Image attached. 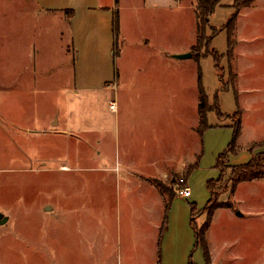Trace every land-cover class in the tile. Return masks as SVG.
<instances>
[{"label":"rangeland","instance_id":"rangeland-1","mask_svg":"<svg viewBox=\"0 0 264 264\" xmlns=\"http://www.w3.org/2000/svg\"><path fill=\"white\" fill-rule=\"evenodd\" d=\"M120 1L125 11L121 8L118 13L128 21L126 32L131 41L149 35L158 51L194 40L190 10L162 11L159 16L145 9H127L142 0ZM182 1L184 6L191 2ZM235 1L222 0L206 35L212 37L227 25L235 13L231 7ZM196 4L199 9L198 0ZM237 6L242 9L232 37L223 29L202 49L201 58L192 59L199 62L209 103L229 117L221 119L217 109L208 113L213 128L207 139L203 137V154L191 179L188 170L179 169L182 174L175 182L156 180L166 187L164 191L176 193L178 180L188 176L192 190L189 198L177 190L169 209L171 218L169 213L167 224L161 221L166 264H264V177L234 184L236 169L225 167L221 178L217 166L218 157L234 139L230 126L236 124L232 115L238 107L232 87L233 76L239 74L245 113L238 152L230 155L227 165H242L255 158L264 172V0H240ZM231 39L233 52L228 58ZM70 40L67 22L38 13L32 0H0V215L8 219L1 223L0 218V264H156L155 249L153 253L147 250L143 240L152 249L157 237L146 238L141 233L159 229L142 219L140 229L129 219L134 211L132 195L118 183V172L113 170L119 156L116 140L125 139L133 123L139 130V117L151 113V131L164 129L167 147H172L176 157L186 156V150L191 153L197 145L202 147V138L190 128L196 121L199 94L194 71L161 63L154 70L155 60L148 51L129 45L125 55L112 60L118 72L116 76L112 70L108 76L112 85L102 83L93 86L92 92L83 91L75 83L78 58H74ZM239 41L243 42L239 56L249 50L250 62H239L236 71ZM207 48L221 54V69L207 55ZM116 51L123 52L121 41ZM85 66L80 60L79 70ZM124 67L125 79L140 83L134 91L143 104H136L135 109L127 104L133 96L124 88L120 73ZM112 102L119 105V113L110 111ZM96 115L103 116V126L108 127L102 147L95 141L86 145L76 133L64 130V116L74 121L83 116L94 126ZM212 197L216 210L206 235L208 262L196 231L207 221L203 210Z\"/></svg>","mask_w":264,"mask_h":264},{"label":"crops","instance_id":"crops-1","mask_svg":"<svg viewBox=\"0 0 264 264\" xmlns=\"http://www.w3.org/2000/svg\"><path fill=\"white\" fill-rule=\"evenodd\" d=\"M32 2L35 4L38 13L59 16L64 22H67L70 30L72 49L75 53L74 58H78V63L75 62L73 70L76 76L75 83L76 86L83 91L92 92L95 90L93 86H99L102 85V83L105 85H112V82L107 81L108 76L111 74L112 70H114L116 76L118 75L117 68L112 65V60L115 61V59H118L119 57L121 58L125 55L127 52V46L129 45L148 51V54H150L152 59L155 60L154 65H152L154 70H159L160 63L163 65L167 64V66L177 70H181L183 67H190L194 71V80L197 83V85L194 86L199 92V94L196 93V97H198L196 98V121L190 125V128L192 127L191 129L198 133V126L200 124L199 107L201 100L200 81L202 82V73L199 67V62L194 63L192 60L193 58H196L193 55V48L197 45L199 38V21L196 0H191L189 5L186 6H184L182 0H142V2L137 5H135V3L129 4V8H127L128 10L145 9L149 12H154L159 16L162 11L176 12L182 11L183 9L190 10L194 15L192 22L194 40L185 46L181 45L177 48H168L167 46H164L163 48L158 49V51H156L157 49H154L157 46L156 41H154L149 35L143 36L144 38L137 42L131 41L127 36L126 22L128 21L124 14L121 15L118 13L121 8L125 11V3H121L120 0H32ZM115 25L118 26L117 33L115 31ZM120 41L123 51L122 53L116 51L117 44L118 42L120 43ZM241 44H243V42L239 41L237 49L235 50L234 67H236V71L238 70L239 62H250L248 58L250 51L246 48L244 49L248 52H244L243 50L245 54L239 56ZM250 50L254 51L255 47H250ZM237 51H239V53ZM184 53H192V57L185 59L178 58V55ZM80 60H83L86 64L83 70H79ZM120 73H122L123 82L125 83L124 88H126L133 96V99L127 104L130 106L133 105L135 109L136 104H143V102L139 101L140 99L137 98L134 91L135 88L140 86V83L130 84L129 81L125 79V77L128 76L125 67L123 69L121 68ZM236 87L239 92L240 105L244 108L243 92L240 91L239 74ZM148 89H152V87H148ZM222 90L228 91L230 89ZM117 96V93H114L112 97L115 100ZM113 103L115 102H112V104ZM110 111H116L119 113V105L116 110H112L110 106ZM244 113L245 108L243 110V115ZM150 114L151 113L145 115V118L139 117V122L141 124L139 130H137L135 126L136 123L130 125L129 130L126 133L127 135H125L126 138L122 139V145V140H116V149L119 156L117 157L116 155V164L113 170L118 172V183H123L128 192L132 195L134 203L132 207L134 211L128 215L132 224L137 227L139 226L141 229L139 221L142 219L149 224H151V222L155 223L159 229V232L156 231V233L153 232L150 234L142 230L141 236L146 238L149 236L157 237L156 246L154 248H149L147 240H143V245L147 250H151L152 253L153 249H155L153 258L155 259L156 264H162V262L166 264L165 259L163 260V234L160 232V224L162 219L163 223H165L166 218L168 220L169 213L171 218V210L169 211V209L172 202L175 200L176 195L171 201V204H169V193L162 191L156 185V180H161L165 184H168V182L171 183L172 181L175 182L176 176L182 174L181 172L178 173L179 169L188 170L191 179V174L199 167L200 157L203 154V137L205 136V139H207L213 126L205 132L203 137L198 133L202 138V147L197 145V148V146H195V149L191 153L186 150V156L178 158L176 157L177 153L173 151L172 147H167V136L162 132L164 129H161V131H151L152 125L151 122L148 121ZM63 118L66 119V125L64 124L66 129L64 130L69 134H77L84 144L88 145L90 141H95L99 147H102V145L105 144L104 142L107 137L105 134H107L108 127L103 126V116L98 117L96 115L95 122H91V125L94 126H89L83 116H80L78 121H74V119L67 116H64ZM97 118H99L100 121H97ZM158 119L160 120V117ZM98 122H100L99 125H97ZM105 123H108L107 120ZM162 123L165 122L163 121ZM221 126L223 129L226 127L225 125ZM195 139L197 140L196 137ZM189 144L192 148V143ZM89 146L92 147L94 144L91 143ZM100 149L101 148H98V152L101 154L102 149ZM187 179H189L188 176ZM177 190L178 189H176V192ZM173 193L175 192L173 191ZM172 215H174V211H172ZM145 264H147V262H145Z\"/></svg>","mask_w":264,"mask_h":264},{"label":"trees","instance_id":"trees-1","mask_svg":"<svg viewBox=\"0 0 264 264\" xmlns=\"http://www.w3.org/2000/svg\"><path fill=\"white\" fill-rule=\"evenodd\" d=\"M199 1V9H198V21H199V38H198V43L196 46H194L193 48V55L194 57H198L201 58V54H202V49L209 46L211 40L219 33L221 32L223 29H226L230 35V37H232V33L235 31L236 26H237V22H238V18H239V14L241 12L242 7H238L237 4L240 0H236L235 3L232 5V7L235 10V13L232 15V17L229 19L228 23L226 26H224L223 28H221L218 33L213 34L212 37L206 35V28L209 26L210 23V19L211 17L215 14V11L217 9L218 6L221 5L222 0H198ZM248 1V0H246ZM115 31L116 33L118 32V26L115 25ZM233 44V40H230V48L228 50V58L230 55H232L233 49L231 48V45ZM231 51V52H230ZM203 55V54H202ZM207 55H210L214 58L216 66L221 69L220 66V61L222 59V56L220 53H218L216 50H213L212 52L207 48ZM225 55V54H224ZM231 75V73H230ZM234 78V86L232 87L235 94H236V98H237V113H234L232 115V117L236 118V124L232 125V127L234 128V139L232 141V143L230 144L229 148L227 149V151H225L224 153L220 154V156L217 159V166L221 169L222 171V175L221 178L224 176V172L223 170H225L226 168H230V167H234L236 170L234 172V184L240 183L242 181H251L255 178H259V177H264V172L262 171V166L258 164L257 159L255 158H251L250 161H248L245 164L242 165H237V166H228L227 164H229V157L231 154L237 153L238 151L236 150V145H237V141L239 139V137L242 134V118H243V108L240 105L239 102V92L237 90L236 87V83H237V79H238V75L233 76ZM201 80V77H200ZM224 90H228L229 88H223ZM200 92H201V102H200V107H199V112H200V124L198 126V133L203 137L205 132L210 129L212 126L209 124L208 121V113L212 110H216L218 111V116L221 119H224L225 117H229V114H224L220 111V109L218 108V106H214L211 105L209 103V97L206 93V90L202 84V82L200 81ZM252 152H254L255 150L250 149ZM227 165V166H226ZM226 172V170H225ZM220 178V181H221ZM224 178V177H223ZM187 179V178H185ZM162 191H164L166 189V187H164L163 183L161 184H156ZM212 188V185H211ZM165 192H169L170 195V202L169 204H171V201L173 200V198L175 197L176 193H173L170 191V189L168 191ZM213 194H216V192H213ZM213 197L210 200V202L208 203V205L204 208V212L207 213V221L205 222L202 230L200 231H196L197 234V239L198 242L202 244L203 248H204V253L206 256V259L208 262H211V255H210V248H209V243L207 241V232L211 226L212 220H213V216L216 210V207L213 205ZM193 221V220H192ZM168 220L166 218L165 223L167 224ZM194 223V222H193ZM163 229V228H162ZM195 229L197 230V227H195Z\"/></svg>","mask_w":264,"mask_h":264},{"label":"built area","instance_id":"built-area-1","mask_svg":"<svg viewBox=\"0 0 264 264\" xmlns=\"http://www.w3.org/2000/svg\"><path fill=\"white\" fill-rule=\"evenodd\" d=\"M111 109H112V110H116V109H117L115 103H113V104L111 105ZM178 186H180V189L178 190V192H179L182 196L187 197V198L191 197V195H192V190H191V187L188 185V182H187V180H186L185 178L182 177V178H180V179L178 180Z\"/></svg>","mask_w":264,"mask_h":264},{"label":"water","instance_id":"water-1","mask_svg":"<svg viewBox=\"0 0 264 264\" xmlns=\"http://www.w3.org/2000/svg\"><path fill=\"white\" fill-rule=\"evenodd\" d=\"M191 57H192V53H184V54H182V55H178V58H181V59L191 58ZM237 215H239V216H243V214H242L240 211L237 212ZM0 218H3V216L0 215ZM7 220H8V219L5 217V218H3V219L1 220V223H6Z\"/></svg>","mask_w":264,"mask_h":264}]
</instances>
